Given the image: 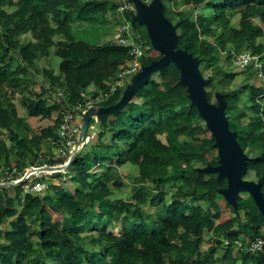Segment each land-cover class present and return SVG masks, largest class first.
Returning <instances> with one entry per match:
<instances>
[{
    "label": "trees",
    "instance_id": "16d2710c",
    "mask_svg": "<svg viewBox=\"0 0 264 264\" xmlns=\"http://www.w3.org/2000/svg\"><path fill=\"white\" fill-rule=\"evenodd\" d=\"M162 1L166 16H176V27L187 28L181 42L184 48L193 47L190 53L200 79L208 81L204 101L212 107L222 104L227 131L245 157L244 172L258 181L264 175V60L259 59L257 66L230 69L229 58L236 52L254 57L264 52V27L253 21L264 25V0H220L210 6L211 18L170 9L206 0ZM115 5L114 0L80 4L78 0H0V124L8 127L0 141V166L16 170L32 166L40 145L58 137V125L33 131L18 113L16 96L26 116L49 117L79 102V93L88 84L94 95L108 91L117 67L131 58L127 47L74 41L68 22L76 7L84 16L105 13L110 19L116 14ZM235 14L238 19L230 24ZM124 16L130 19L131 14ZM133 29L132 39L145 54L138 58L140 66L160 58L161 53H150L144 24L134 22ZM21 33L29 34V40L21 43L17 39ZM50 48L59 58L56 73L37 64L39 58L48 57ZM203 69H209L210 75ZM155 73L164 78L163 85L149 76L124 105L96 115L100 134L82 145L64 169V177L58 173V186L44 191L35 212L25 206L26 193L19 184L8 186L12 193L0 188V264H216L223 260H227L224 264H264V250L246 254L229 243L220 245L228 233L240 241L264 237V220L251 201L243 204L244 192L234 195L230 216L214 223L211 231L206 229L205 223L219 219L217 198L226 190V177L218 178L209 170L219 165L217 159L202 160L214 138L197 141V123L206 122L179 80L177 65L165 61ZM235 74L241 81L230 87ZM36 78L48 86L31 88ZM123 89L117 87L96 105L114 104ZM163 111L167 116L160 122L157 113ZM152 137L157 142L146 147ZM136 147L144 149L146 157L134 164ZM126 163L130 168L123 171ZM52 176L57 178L55 173ZM122 178L130 185L126 198L117 194ZM260 193L264 199V191ZM149 200L154 201L151 213L141 209ZM47 207L58 215L54 232ZM94 218L104 232L96 238L102 246L96 242L90 254L81 230ZM117 223L120 231L114 233ZM102 248L103 254L96 258ZM231 250L232 257L224 258Z\"/></svg>",
    "mask_w": 264,
    "mask_h": 264
},
{
    "label": "rangeland",
    "instance_id": "374dc122",
    "mask_svg": "<svg viewBox=\"0 0 264 264\" xmlns=\"http://www.w3.org/2000/svg\"><path fill=\"white\" fill-rule=\"evenodd\" d=\"M84 1L85 0H78V4L83 3ZM218 1L219 0H207V1H205V4L209 5L208 9H206V8L203 9V5H200V6H198V8H192L191 6H187L182 10H184V11L190 10L188 12L189 16L193 17V18H194V16H196V14L201 13V12H203V14H206V15H208V14L211 15L212 11L210 9V6L218 3ZM142 5L145 7V9L148 11V13L153 16L155 28L158 31V35L162 39V45L163 46L168 48L169 47L168 45H171L172 49H174V50L182 49V50H185V51L187 50V51L191 52L193 47L184 48V46L182 45V42H181L182 37L184 35H186L187 28L180 30L176 27V24H173L175 21H177V18L175 15L169 16L170 18L168 16H166V14L162 10H160L159 6L153 0H149L148 3H142ZM179 8H180L179 6H177V7L170 6V9L175 10V11L178 10ZM136 10H137L139 16L142 19H144V21L147 22V19L141 13V11L138 10L137 8H136ZM72 11L73 12L71 15V20H70V22H68V24H69V34L71 35V37L73 38L74 41L81 40V41H84L87 43H91L93 45L99 44V43L104 42V41L112 42V35L109 37L107 35H109L112 31H114L119 24L118 23L119 20L115 17V14L109 19L108 15L105 13H98V14L93 13L89 16H84L77 11V7L74 8V10H72ZM237 19H238V16H237V14H235L230 19L229 23L234 24L237 21ZM253 21H254V24H256L257 26L259 25L260 27H264V25L259 23L257 20L253 19ZM151 36H152V34L149 33V37H151ZM17 39L21 43H23V42L29 40V34L21 33V34H19V37ZM260 39L261 38L258 37L257 39H255V41L258 42V41H260ZM150 53L153 55L160 54V53L163 54L159 49H155V48L152 49L150 51ZM259 59L264 60V52L255 59L256 65L258 64ZM194 62L196 63L195 59H194ZM58 63H59V58L57 55L54 54L53 48H50V53H49L48 57H42V58H39L37 60V64L39 66L46 65V66L50 67L52 72H54V73L57 72ZM178 69L180 71V81H182L186 85H189V81H188V78L186 76V73L184 72V68L178 66ZM230 69H236V67H234L230 64ZM138 72H140V70H138ZM202 72L206 76L210 75L209 69H203ZM137 75L138 74L136 72L135 74L130 76V79L131 80L134 79L135 76H137ZM149 76L154 77L162 85L164 84V82H161L160 78L156 75L155 70H152L150 72ZM149 76H148V78H149ZM240 79H241L240 75L235 74L233 76L232 82L230 83L229 86L234 87L236 85H239V82L241 81ZM200 81L202 84V92H203L202 95H203L204 94L203 87L208 83V81L203 80V79H200ZM35 82H36V84L31 87V88H34L35 90H39V86H41V85L45 86V87L48 86L46 84L45 80L41 79V78H36ZM128 82H129V80H128ZM255 84H258V82H255ZM90 86H92V85L88 84L84 90L87 92H90V91H88V88ZM92 89L94 90V87ZM58 97L60 98V95H58ZM13 100H14V103H15L17 109H18V113L22 117L25 118V120L29 123V125L33 129V131L40 130L44 126L56 127V125H58V123L60 121V114L61 113H59V115L53 114L49 117H46V116L28 117L25 115L24 110L19 105L17 96ZM220 107H222V104L218 103L215 107H213V110L218 116L222 117V115L218 111V109H220ZM165 114L167 115V113H165ZM160 115H164V112L161 113ZM223 118H225V117L223 116ZM91 119H93V118H91V117L89 118L91 127L88 128V130H86L87 133L89 134V138H88L89 140H87V141L94 142L96 139V136H98L100 133L97 129L98 124L96 122L97 121L96 117H95L93 122ZM7 129H8V127L5 125V123L0 124V141L5 140V137L7 134ZM196 132H197V134H196L197 141H199L200 139L203 140V139H209L211 137L213 138V136L210 132V129L205 124L202 125V124L197 123ZM152 140H155V143L157 142L156 138H154ZM53 150H54V144H52L51 141H46L42 145H40L39 149L35 152L34 155L36 156V158L38 160H42V162H44V161H47L46 159H48V158L54 159L53 158V154H54ZM202 158L206 162L211 160V158H216L218 163H219L218 166H224V164H225V157L220 153L218 147L215 146L214 140H213V143L210 146V148L207 150V153H204ZM59 164H62V162ZM128 167L130 168V165L127 163L124 164V166H121L123 171L126 170ZM4 171H5L4 168H0V176H3ZM217 172H218L217 173L218 178L224 177L226 174V171L223 169H219V171H217ZM54 173L57 176V178L52 176V175H54ZM61 174L63 175V173H61ZM44 175H46V176L41 177L40 179L46 183V186L41 193L25 192L26 193V199H25L24 203H25V206H27V208H30L29 212H31V213H33L37 210V207L41 202L40 196L42 194H44V191H46L47 189L54 188L53 185L58 186V176H60V174H58V171L52 172L50 174L51 176L48 175L47 173ZM61 178H63V177H61ZM61 178H60V180H61ZM240 179L243 181L249 180V181H252L253 183H256V182H254L253 177H252L250 172H243V174L240 176ZM66 183H68L69 188L72 186L71 181L67 180ZM119 183H120V185L117 188L118 196L124 197V198L128 197L130 195L129 183L127 182V180H125V178H122V180ZM48 184H52V186L50 185L49 187H47ZM257 188H259V190L260 189L263 190L264 189V181L260 184V186L257 185ZM261 190H260V192H261ZM8 192L12 193V188H8ZM220 194H222V195L219 198H217L219 205H220V208H221V215H220L218 220L223 221L228 216H230L231 210L233 208V204H231L230 200L229 201L227 200V198L224 196L223 191H220ZM235 194H237V191H235ZM248 196H249V194L246 192L242 193V195H241L242 199H244V198L247 199ZM246 199H245V201H246ZM149 201L147 203L141 205V208L143 210L151 213L155 210V208L154 207L151 208V205H149ZM247 203H248V201H247ZM252 204H253V202H252ZM204 206H206V205L204 204ZM47 209L50 210V214H51L50 225H51L52 231L54 232V231H56V228L53 226V222L55 219L56 220L58 219V215H56V213L53 212L52 209H50L49 207H47ZM219 221H217V222H219ZM92 222H93L92 225H90L91 224V222H90L89 225L83 226L84 228H82V230H81V233L85 236V238L83 239V245L89 249L90 254H92V250H93L94 246H96L97 244L102 246L101 245L102 243L101 242L99 243L96 240V238L100 232H104V229L101 228L99 224L95 223V218ZM120 225H121L120 223H117L114 226L115 227L113 229L114 233H118L120 231ZM208 227L211 228V225L208 224ZM96 242H98V243L96 244ZM203 246L207 247V246H209V243H203ZM103 251H104V249L102 248V250H100L96 254V258H97V256L100 257V255L103 254ZM224 263H227V260L226 261L223 260V261H219V262L217 261L216 264H224Z\"/></svg>",
    "mask_w": 264,
    "mask_h": 264
},
{
    "label": "built area",
    "instance_id": "2783aa9c",
    "mask_svg": "<svg viewBox=\"0 0 264 264\" xmlns=\"http://www.w3.org/2000/svg\"><path fill=\"white\" fill-rule=\"evenodd\" d=\"M114 1L116 4L115 17L119 20V24L112 34L111 43L127 47L128 53L131 58L127 62L122 63L117 67L112 81L109 82L108 91L102 94L94 95V90L92 88H88V91L90 92L82 89L79 93L81 97L79 102L70 107L68 110L61 112L57 130L58 137L52 141V144H54L53 163L44 161L39 165V162H41L42 160H37L32 166L23 168V170H16L14 167H3L4 165H1L0 168H4L5 171L3 172V176H0V183L17 181L16 184H19L23 192L41 193L44 190L46 183L43 182L40 178L45 177L46 175L44 174L46 173L50 175L52 172L57 171L53 168L45 167L65 165L74 147L77 145L82 132H84L85 134V139L76 151L78 152L82 145L87 142L89 134L86 130H88L91 125L90 122H85L84 117L86 113L88 115V119L90 117L95 119L97 114L94 112L101 108V106H97L96 103L105 100L110 94L114 93L117 87L123 84V78L131 76L138 72V70H140L141 66L138 58L142 57L145 54L142 47L133 41L131 21L124 16L126 12H130V14H132L135 11V0ZM229 59L230 63L237 68H241L247 64L257 66L255 62L256 57L251 56L247 52L233 53L231 55V58ZM90 109H93L92 112H89ZM61 162L62 164H59ZM38 168L43 169L38 170ZM228 243L231 244L236 251H240L246 254L259 253L264 250V237H254L250 240L243 239L242 241H240L236 238V236H234V234L228 233L226 237L220 240V245L226 246Z\"/></svg>",
    "mask_w": 264,
    "mask_h": 264
},
{
    "label": "water",
    "instance_id": "95a60500",
    "mask_svg": "<svg viewBox=\"0 0 264 264\" xmlns=\"http://www.w3.org/2000/svg\"><path fill=\"white\" fill-rule=\"evenodd\" d=\"M138 0H135L134 4H136ZM144 12V10H143ZM147 13L145 14V18ZM133 22V21H132ZM131 22V24H132ZM147 23L150 24L151 21L147 20ZM153 25H151V29L153 30ZM154 31V35L156 34V31ZM155 37V46L163 53L162 56L156 60L151 61L146 66H141L140 72H137V74L141 72H145V76L140 80H133L132 84L127 87V89L120 95V97L117 99L114 105L101 107L96 112V114L100 112H113L116 108L124 105L126 103V100L129 95H131L139 86L145 83V81L148 79V76L152 70H155L157 66L163 64L165 61H171L175 63L171 58L174 56H182L187 61L186 67L184 72L186 73V76L189 81V85H186L189 90L188 97L190 98V101L196 106L200 116L202 119L206 122V126L210 129H213L212 126H216L219 131L213 132V130L210 132L214 138V144L218 147L220 153L225 157V164L224 166H216L209 168L211 171H219V169H223L226 171L225 177H226V190L223 192L224 196L227 198V200L231 201L233 204V198L235 191L237 192H247L249 196L252 199L253 205L255 206L256 210L258 211L260 217L264 220V199L261 196V193L259 191V188H257L256 183H253L251 181H243L240 179V176L244 172V155L239 152V150L236 147V144L234 143L232 139L231 133L227 131L226 124H225V118H223L221 107L218 109L222 117L218 116L214 110L213 107L208 105L203 98L202 95V84L199 87V81L200 76L198 73V70L196 68V64L194 62V57L191 55L189 51H185L182 49L174 50L172 49L171 45H168L169 47L166 48L165 46H162L161 39H157ZM159 40V43L157 42ZM158 44V46H157ZM176 64V63H175ZM177 65V64H176ZM178 67V65H177ZM179 80H180V71H179ZM182 82V81H181ZM201 82V81H200ZM183 83V82H182ZM184 84V83H183ZM201 93V94H200ZM200 94V95H199ZM210 109L211 111H209ZM85 122L88 123V115L86 113ZM77 147L75 146L72 153L70 154L67 163L63 166H47L45 168H53L57 171L64 170L69 164L73 161V159L76 156L77 153ZM43 168H38V170H42ZM218 173V172H217ZM17 181L14 182H7V183H0V188H8V186L16 184Z\"/></svg>",
    "mask_w": 264,
    "mask_h": 264
},
{
    "label": "crops",
    "instance_id": "0c3cea01",
    "mask_svg": "<svg viewBox=\"0 0 264 264\" xmlns=\"http://www.w3.org/2000/svg\"><path fill=\"white\" fill-rule=\"evenodd\" d=\"M153 1H155L156 2V4L159 6V8H160V10H162V7H163V1L162 0H153ZM207 1V0H206ZM220 1V0H219ZM149 2V0H147V1H140V0H138L137 2H136V4H135V8H134V12L131 14V17H130V21L132 22V24H131V32H132V35L134 34V29H133V23L134 22H138V23H142V24H144V26H145V30H146V35H147V37H148V40H149V42L151 43V46H152V49H158L154 44H155V42H153V40L155 39V37H157L158 36V38L159 39H161V37L158 35V31H157V29L155 28V24H154V20H153V16L151 15V14H149L148 13V11L145 9V7L142 5V3H148ZM200 5H203V9L204 8H206V9H208V6L207 7H205L206 6V4L204 3V4H197V5H185V6H179L180 8L178 9V10H182V9H184L185 7H187V6H191L192 8H198V6H200ZM205 5V6H204ZM136 8L138 9V10H140L141 11V13L145 16V14L147 13V15L148 16H146L147 17V20H149V18H150V15H151V23L150 24H148L146 21H144V19H142L140 16H139V14H138V12H137V10H136ZM205 9V10H206ZM143 10H144V12H143ZM163 12H164V10H162ZM175 11V10H174ZM165 13V12H164ZM202 14H203V12H201ZM206 18H211V15H206V14H203ZM151 24L153 25V30H155L156 31V34L154 35V31L151 29ZM173 24H176V23H173ZM113 32L114 31H112L109 35H107L108 37L109 36H111L112 34H113ZM149 33L150 34H152V36L151 37H149ZM155 41V40H154ZM162 41V40H161ZM157 46H158V44H157ZM163 46V45H162ZM151 49V50H152ZM159 52V51H158ZM257 58V57H256ZM137 76H135V78H136ZM134 78V79H135ZM134 79H130V76H127V77H125V78H123V80H122V82H123V84H122V86H124V89H123V93H124V91L127 89V87L129 86V85H131L132 84V81L134 80ZM128 80H129V82H128ZM160 81L161 82H164V78L162 77V78H160ZM89 88H93V86H90ZM155 111L154 110H152V114L155 116V114L156 113H154ZM164 112V115H160L161 114V112H158L157 114H158V116L161 118L159 121L161 122L162 121V117H164V116H167L165 113H167V111H163ZM162 112V113H163ZM6 125V124H5ZM156 125V126H155ZM157 125H158V123L157 124H154V125H152V129L154 130V128H156L157 127ZM110 126L111 127H113V124L112 123H110ZM152 130V131H153ZM154 139V138H153ZM155 143V140H149L147 143H146V147H150V146H152V144H154ZM204 153H207V152H204ZM134 154H135V160H134V164H137V163H139L140 161H142V160H144L145 159V157H146V154H145V151H144V149H142V148H140V147H136L135 149H134ZM202 160L204 161V162H206L203 158H202ZM64 172V170H62V171H58V173H63ZM63 177H64V174L62 175ZM264 181V175L263 176H261V178L260 179H258V181H256V185H259L260 186V184L262 183ZM120 185V183H118V186ZM260 188V187H259ZM261 190V189H260ZM259 190V191H260ZM261 191H264V189L263 190H261ZM247 201H251L252 202V199H251V197L250 196H248V199H246V201H244V203L243 204H245L246 205V203H247ZM154 201L153 200H150L149 201V205H152V203H153ZM232 204V203H231ZM142 209V208H141ZM143 210V209H142ZM220 215H221V212H220ZM217 221H219L218 219L217 220H215V221H213V222H211V221H209V222H207V223H205L204 225L206 226V229L208 230V231H211V229H212V227L214 226L213 224L214 223H216ZM208 224H210L211 225V228H209L208 227ZM233 251L231 250L230 252H228V253H226V254H224L223 256H224V258H226V256L228 255V257L229 258H231L232 257V255H233V253H232Z\"/></svg>",
    "mask_w": 264,
    "mask_h": 264
},
{
    "label": "bare ground",
    "instance_id": "6f19581e",
    "mask_svg": "<svg viewBox=\"0 0 264 264\" xmlns=\"http://www.w3.org/2000/svg\"><path fill=\"white\" fill-rule=\"evenodd\" d=\"M146 16H148V15H146ZM149 21H151V15H150V18H149ZM152 25V24H151ZM157 39H159V38H157ZM160 40V39H159ZM159 40H157V42L159 43ZM162 40V39H161ZM161 43H162V41H161ZM178 66H180V67H183L184 68V70H185V67H186V63H187V61L185 60V58L184 57H182V56H174V57H172L171 58ZM145 72H141V73H139L138 75H137V77L134 79L135 81H137V80H140V79H142L145 75ZM201 86V82L199 81V87ZM201 94V93H200ZM199 94V95H200ZM92 110L93 109H90V111L89 112H92ZM209 111H211L210 109H208ZM213 127V129H211V131L213 130V132H218L219 131V129L216 127V126H212ZM84 139H85V134H84V132H82L81 133V135H80V137H79V141H78V143H77V145H76V147L77 148H79L80 147V144L84 141Z\"/></svg>",
    "mask_w": 264,
    "mask_h": 264
}]
</instances>
